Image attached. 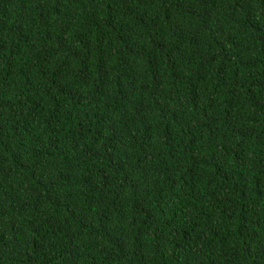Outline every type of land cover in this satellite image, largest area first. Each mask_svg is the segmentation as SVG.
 <instances>
[{
    "label": "trees",
    "instance_id": "1",
    "mask_svg": "<svg viewBox=\"0 0 264 264\" xmlns=\"http://www.w3.org/2000/svg\"><path fill=\"white\" fill-rule=\"evenodd\" d=\"M0 264H264V0H0Z\"/></svg>",
    "mask_w": 264,
    "mask_h": 264
}]
</instances>
